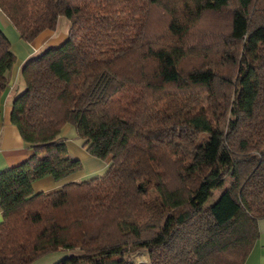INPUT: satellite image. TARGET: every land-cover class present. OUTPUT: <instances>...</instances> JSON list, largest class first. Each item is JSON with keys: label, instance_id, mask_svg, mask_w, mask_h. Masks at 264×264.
Returning <instances> with one entry per match:
<instances>
[{"label": "trees", "instance_id": "obj_1", "mask_svg": "<svg viewBox=\"0 0 264 264\" xmlns=\"http://www.w3.org/2000/svg\"><path fill=\"white\" fill-rule=\"evenodd\" d=\"M0 8L26 41L70 22L22 68L12 120L33 154L0 172V264L74 249L57 264H245L264 217V0ZM15 62L0 28V99ZM67 123L110 167L35 193V180L82 169Z\"/></svg>", "mask_w": 264, "mask_h": 264}, {"label": "crops", "instance_id": "obj_2", "mask_svg": "<svg viewBox=\"0 0 264 264\" xmlns=\"http://www.w3.org/2000/svg\"><path fill=\"white\" fill-rule=\"evenodd\" d=\"M59 23L56 29H46L33 40L26 41L0 8V28L10 41L11 48L16 55V62L8 72V86L0 99V172L22 163L33 154L31 144L23 139L18 127L12 120L14 100L26 86L22 75L24 64L49 47H57L68 39L70 27L66 26L61 29ZM60 137L65 141L70 154L81 160L82 169L59 180L53 176L35 180L32 184L35 193H49L60 189L69 182L103 175L110 167V163L92 156L86 150L73 124H65L60 132ZM2 220L3 214L0 205V222ZM258 229L259 238L245 264H264V217L259 219ZM66 254L68 253H50L32 264H52L54 260Z\"/></svg>", "mask_w": 264, "mask_h": 264}, {"label": "rangeland", "instance_id": "obj_3", "mask_svg": "<svg viewBox=\"0 0 264 264\" xmlns=\"http://www.w3.org/2000/svg\"><path fill=\"white\" fill-rule=\"evenodd\" d=\"M59 24H60V28L62 29V28H64V27H66V26H68V27H70V22H69V20L66 18V17H64V16H61L60 18H59ZM103 160V159H102ZM104 161V160H103ZM106 162V161H105ZM83 165V164H82ZM227 186V183H221V184H216V185H214L212 188H211V190H210V193H209V195H208V198H207V200L205 201V203L207 204V205H210V204H212L220 195H221V193L223 192V190L225 189V187ZM60 253H68V254H66V255H61L59 258H57L56 260H54L53 261V263L52 264H57V263H59L61 260H63V259H65L67 256H70V255H76L77 253H79L80 252V250H78V249H74V250H63V251H59ZM138 261H139V263H141V262H146V258L144 257V256H139L138 257Z\"/></svg>", "mask_w": 264, "mask_h": 264}]
</instances>
